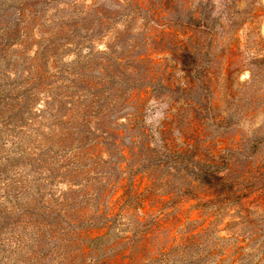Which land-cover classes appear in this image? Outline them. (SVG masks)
Instances as JSON below:
<instances>
[{"label":"rangeland","instance_id":"374dc122","mask_svg":"<svg viewBox=\"0 0 264 264\" xmlns=\"http://www.w3.org/2000/svg\"><path fill=\"white\" fill-rule=\"evenodd\" d=\"M186 46L205 81L176 60ZM88 65L105 93L122 88L118 102L132 89L141 97L152 148L190 151L153 173L157 195L143 211L156 207L171 221L164 236L175 238L162 235L167 251L145 264H264V0H0V264H93L104 244L133 230L118 224L99 240L73 236L100 223L87 219L97 214L98 191L93 181L84 215L85 197L71 191L82 186L69 181L80 180L71 177L76 164L58 162L60 154L74 160L77 142L68 134L56 143L51 132L61 129L49 111L67 113L75 96L60 92L69 70ZM150 100L167 104L156 127L146 123L159 115ZM127 105L111 114L119 124L137 103ZM198 164L220 180L198 181ZM87 244L93 249L83 254Z\"/></svg>","mask_w":264,"mask_h":264},{"label":"trees","instance_id":"16d2710c","mask_svg":"<svg viewBox=\"0 0 264 264\" xmlns=\"http://www.w3.org/2000/svg\"><path fill=\"white\" fill-rule=\"evenodd\" d=\"M193 19L188 20L189 24H194ZM200 27L207 28V25L202 22ZM184 49L186 50L177 52L178 57L176 60L180 65L185 64V70L191 67L190 69H193L198 81H205L207 70L203 67L202 62L197 64L193 59L192 61L188 60L187 57L192 56V53L187 46ZM201 51H203V48H201ZM94 55L96 54L90 53L84 58L87 62L90 60L92 63ZM186 65H189V68H186ZM92 69L93 67L89 65L81 70L70 69L69 73L73 74V77L70 78L71 82L67 85V88H69L67 90L73 88L72 91L74 92L63 90L60 95H63L64 98H71L74 95L75 99L66 101L71 107L67 109V113L64 115L59 116V113L49 111L54 119L52 124L61 129L59 134L51 132L56 143L59 146L60 144L64 145L63 139L68 134H71L74 138L73 141L77 142L76 145L71 146L73 150H77V153L72 154L74 160L69 159V155L60 154L58 162L61 166L76 164L74 168L76 173L73 169H70V172L72 171L71 175H73L71 177H80V180L69 178V181L73 185L82 186L78 190L71 191H73V194L81 192V196L85 197L83 200L85 205L82 206L83 214L89 210L86 195L90 192V189H94L93 186H90L93 181H95V187L98 191V200L93 197L95 203L91 204L92 206L96 205V208L92 209L97 214L93 218H88V214L87 219L90 222L97 219L100 223L96 226L91 224L95 227L90 230L73 232V236L80 239L83 236L82 234H86L90 238L93 237L99 240L105 236L111 225H131L133 230L129 232L128 236L119 237L116 235L113 242L107 246L104 244L101 256L92 259L93 264H145V262L153 260L155 255H164L167 251L168 246H161L159 242L161 236H164V230L169 227L168 225L171 222L164 217V214L156 213V207L147 209L146 212L143 211L149 201L157 195L151 190L157 178L153 173L155 168H163L165 165H169L168 163L171 161L175 164L183 162L190 151L186 148L173 151L152 148L150 144L151 134L143 122L144 103L140 99L141 97H137L132 89L126 94L124 101L118 102L122 98V88L105 93L103 86L106 82H99L101 80L100 76H97L99 77L97 79L90 78ZM131 100L137 103L136 107L132 109L134 111L123 117L126 120L125 124L117 123L114 119L115 116L114 118L111 116V114L117 113V110L114 109H127L128 107L130 109L132 106L127 104ZM126 132L132 133V135L129 142L124 144L121 140ZM162 146L165 147V145ZM91 149H94L95 153L86 154ZM66 150L70 149L66 148ZM62 151L64 152L65 148H62ZM90 155L93 157L98 156L102 161H105L107 168L100 165ZM114 155L116 156L113 157ZM85 159L91 160L88 163L89 167L86 166ZM90 172L95 175L86 177ZM140 177H150L147 186L144 188L136 187L137 179ZM195 178L208 187H210V184L214 185L215 180H220L215 171L208 170L204 166H200V171L196 173ZM70 196L66 191L63 193L62 198L66 200ZM164 197V194H159V201L163 202ZM72 209H75V207H72ZM137 210H140L141 214L137 213ZM119 216L131 218V224L116 219ZM164 237L171 240L174 235L170 232L168 236ZM92 249L87 244L81 248V252L88 254Z\"/></svg>","mask_w":264,"mask_h":264},{"label":"clouds","instance_id":"9594fccd","mask_svg":"<svg viewBox=\"0 0 264 264\" xmlns=\"http://www.w3.org/2000/svg\"><path fill=\"white\" fill-rule=\"evenodd\" d=\"M148 109L151 111L152 109H156L159 113L158 118L154 121L151 117L146 120V123L149 126L156 127L158 124L164 119L165 112L167 109V104L164 101L150 100L148 104Z\"/></svg>","mask_w":264,"mask_h":264}]
</instances>
